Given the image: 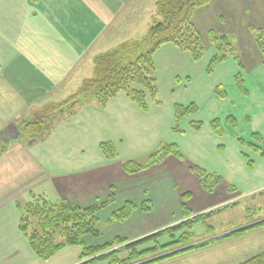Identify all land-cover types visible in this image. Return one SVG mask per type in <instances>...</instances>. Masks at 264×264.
<instances>
[{"label":"rangeland","instance_id":"374dc122","mask_svg":"<svg viewBox=\"0 0 264 264\" xmlns=\"http://www.w3.org/2000/svg\"><path fill=\"white\" fill-rule=\"evenodd\" d=\"M17 2H19L17 6L11 4ZM155 2L157 0H144L143 9L138 11L131 10L132 3L124 10L125 15L134 12L132 18L135 19L129 20L130 17L125 20L126 28L128 27L125 29L126 34L122 33L121 29L113 32L114 35L111 34L118 42L115 45L111 43L112 48L109 50L133 41L123 43L121 33L125 34V37L137 38L135 40H141L148 35L149 27L146 31V23L152 15L151 10L155 8ZM212 2L206 9H200L201 15H197L196 18V27L206 41L205 54L201 60H194L190 53L182 52L172 44L163 45L155 52L152 76L156 78L158 91L155 96L148 95L147 109L142 108L125 93H120L105 107L94 99L87 105L92 128L90 134L80 132L75 117L55 114L49 116L44 134L27 138L20 133L19 136V140L24 144L33 139L43 140L50 136L51 141H57L60 152L63 149L61 145L75 141L87 149V156L96 164L101 163L100 158L105 157L101 144L111 143L117 156L112 161L104 159L109 162L115 161L113 164H120L125 174L133 176L125 182L126 191L136 186L141 190V194L133 199L125 198V189L115 185L117 190L110 186L104 198H97V204L94 206L114 199V202L100 214L101 226L106 232L112 229L119 234L130 233L129 224L123 223L128 222L136 211L127 221L114 222L111 226L108 221L112 214L127 202L138 208H143L147 204L151 205V208H164V211L165 208H181L182 213L184 204L187 208H200L210 205L213 201V208L200 212L192 211L188 218L181 216L176 219L179 215L176 210L167 211L165 219L170 220L171 224L159 230L179 224L198 214L216 210L210 219L196 223L188 231L192 236L190 243L176 244L180 235L188 229L176 233L173 238L165 236L157 243L147 242L136 248V251L142 252L152 248L154 251L132 264H243L264 253V143L259 141L256 135L264 139V64L255 42V34L259 30H264V0ZM22 10L25 11V4L21 1L0 0V33L7 35L11 47L18 45L19 53L32 62L29 54L22 48V40L28 42L29 39H33L37 42L39 38L26 33L27 19L22 16ZM15 28H18L16 33L13 32ZM210 29L232 37L237 58L230 56L223 62L211 64L215 49L207 38ZM9 37L15 38V42ZM109 46L110 44L105 47ZM104 52L107 50L98 51L97 54ZM48 59L46 58V62ZM55 59L57 60L56 57ZM86 67L88 65L81 69L83 72L80 75L77 73L69 78L74 68L57 66L55 63V71L69 79L57 95H52L45 107L59 103L75 93L80 85V79H85L93 73V67L87 73L84 69ZM4 71V66H0V77L4 76ZM64 77L61 79L65 82ZM241 87L247 93L241 90ZM223 90L225 95L221 94ZM122 100L125 101L123 102L125 110L120 105ZM109 103L112 105L108 109ZM17 104L15 100L12 103L13 106ZM112 106L115 108L112 109ZM191 106L194 113L178 121L176 116L178 108L187 109ZM43 109H4L0 99V120L7 112L19 113L22 116L20 122H11L0 130V135L11 129L6 136L4 135L10 139L7 142L10 144L17 134L18 127L23 122L42 118L45 115ZM117 110L121 112L118 114ZM64 118L67 122L60 121ZM215 120H220L223 128L221 135L216 133L213 127ZM66 123H69L71 130L66 129ZM251 145L260 149L257 151ZM66 147L69 153L70 147L68 145ZM163 147H173L172 150H176L179 157L169 155L161 163L135 174H128L124 170L123 165L127 162L146 164L151 156ZM37 148L43 147L38 145ZM33 150L36 151L35 148ZM71 151L78 154V146L76 145L75 149L71 148ZM172 156L188 167V175L176 167L167 176L161 174L166 177L164 180H161L156 171L150 175V170L163 165ZM68 167L73 168L75 165ZM55 169L63 167L56 165ZM199 173L211 176L210 179L214 177L220 179L213 192H208L204 188ZM225 194L230 200L216 206ZM185 195H189L187 201H184ZM137 211L146 213L141 209ZM148 226L146 224L143 229H147ZM102 229L99 238L87 236L86 244L99 246L110 242L107 233L105 231L103 233ZM159 230L152 233L151 230L144 235L148 236ZM23 236L27 238L24 234ZM117 237L127 239L116 235L115 238ZM137 240H128L104 253L118 251L119 259H126L131 253L126 245ZM163 245L167 246L166 249L160 250L159 246ZM58 254L51 264H82L89 260L80 259L81 251L77 247H69ZM94 264L112 263L105 259Z\"/></svg>","mask_w":264,"mask_h":264},{"label":"crops","instance_id":"0c3cea01","mask_svg":"<svg viewBox=\"0 0 264 264\" xmlns=\"http://www.w3.org/2000/svg\"><path fill=\"white\" fill-rule=\"evenodd\" d=\"M16 1L25 4V11L23 12V8L22 16L27 19V24H25L26 33L34 35L39 40L37 42L33 39H29L28 42L25 39L22 40V48L29 54L32 61L29 62L26 57L19 53L18 45L12 48L7 35L0 33V66H4L5 70L4 76L0 77L2 108H20L22 110L24 108L32 110L44 108L42 111L61 104L74 95L85 80L93 77L94 59L101 54H97V52H102L105 49L107 52L110 51L109 49L112 48L111 43L115 45L118 42L114 37H111V34L120 31V29L122 33L126 34L125 29L128 27L126 28L125 20L130 17L129 20L133 21L135 19L132 18L134 12L125 15L124 10L132 3L131 10L134 11L143 9L144 6V0ZM18 3L11 4L17 6ZM207 7L200 9H206ZM200 9L196 10L193 16L195 26L197 15H201L199 14ZM151 11L152 15L149 16L146 23V31L155 15L156 2L154 10ZM17 29L15 28L13 32L16 33ZM122 33L123 39L121 41L123 43L137 39L131 38L132 36L125 37V34ZM9 38L15 42V38ZM109 44V47H105ZM116 46H119V44H116ZM46 58H49L47 62ZM92 62L93 65H91ZM55 63L57 66L74 68L69 78L77 73L80 75L83 72L81 69L86 65H88L84 68L86 73L92 67L93 73L85 79H80V85L75 93L59 103L45 107V104L50 102L49 99L52 95H57V92L62 89L69 79L55 71ZM63 77L65 82L62 80ZM14 100L18 103L16 106L12 105ZM123 102L125 101L122 100L120 105L124 109ZM91 103V100L85 101L71 114L61 115H64L63 117H75L77 126H80V132L90 134L92 128L90 127V114L87 111V105ZM111 103L108 104V109L111 107ZM113 108L115 106H112ZM89 110L91 111L90 108ZM117 112L119 114L121 111L117 110ZM66 118L60 121L64 122ZM20 120H22V116L19 113L7 112L0 120V130L11 122L17 123ZM66 125V129L71 130L69 123H66ZM38 145H42L43 148H37ZM66 145L70 147L69 153H67ZM76 145L79 148L78 154L71 151V148L75 149ZM61 147L63 149L60 152L58 151L60 146L58 147L57 141H51L50 136L45 137L43 140L33 139L26 144L19 140L11 143L8 150L0 156V264H51L57 257L55 256L50 261L38 259L30 248L27 238L23 236L19 229V208L21 205L32 201V194L43 196L50 202L64 200L74 207L87 208L96 205L98 197L99 199L104 198L110 186H113L116 190L115 185L125 189V182L133 177L125 174L120 164L115 165L113 164L115 161L105 160L106 157L100 158L101 163H93L92 159L87 156V149L82 144L75 143V141L61 145ZM34 148L36 151L33 150ZM57 151L59 156H57ZM56 165L63 167V169L56 170ZM73 165L75 167H68ZM181 166H184L183 163L172 156L163 165L155 167L149 173L152 176V172L156 171L161 180H164L166 177L161 174L167 176L176 167L183 170V174L188 175V167L184 166L182 168ZM194 181L196 180L194 179ZM140 194L141 190L133 186L130 187L129 191H126L125 198L133 199ZM125 198H122V200H125ZM228 200H230L229 196L225 194L216 206L226 203ZM212 204L213 201L210 205L189 209L200 212L213 208L214 205ZM180 209L165 208L164 211V208H152L149 213L136 211L128 222L123 223L129 224L130 233L119 234L112 229L106 232L105 229H102V226L101 229L103 233L104 231L107 233V237L110 238L109 241L113 240L116 235L125 237L129 241L137 240L145 236L144 234L148 231L152 230V233L159 230V228L170 225L171 221L165 219L167 211L176 210L179 214L176 219L181 218ZM141 224H143L142 227H140ZM146 224L149 225L148 228L143 229ZM111 225L112 223L109 224V226ZM136 231L138 232L135 233Z\"/></svg>","mask_w":264,"mask_h":264},{"label":"trees","instance_id":"16d2710c","mask_svg":"<svg viewBox=\"0 0 264 264\" xmlns=\"http://www.w3.org/2000/svg\"><path fill=\"white\" fill-rule=\"evenodd\" d=\"M213 0H157L156 12L151 20L148 35L141 40H133L124 43L108 52L101 53L94 59V75L83 82L79 90L59 105L52 106L43 111L45 114L37 121H26L18 127V131L24 137H37L45 132V125L49 116L55 114H71L79 105L88 100H96L102 107L114 99L118 94L125 93L130 99L147 109V97L155 96L157 93L156 78L152 76L154 71L155 52L163 45L172 44L182 52L190 53L194 60L203 58L206 50V41L203 34L196 28L193 16L196 10L207 7ZM207 38L215 49V54L211 59V64L227 60L230 56H236V49L232 43V37L219 34L211 29L207 32ZM255 42L262 56L264 64V30H259L255 34ZM220 89V88H218ZM222 89V88H221ZM241 90L247 91L241 87ZM225 95V91L221 92ZM178 108V107H177ZM194 113V109L180 107L177 110V120L185 119ZM236 122V120L234 119ZM232 122L233 124L235 122ZM200 127V126H199ZM213 127L216 133L222 134L220 120H215ZM5 133L0 135V156L8 150L10 139ZM258 136L257 139L264 143V139ZM257 149L255 145H251ZM163 147L153 154L146 164L127 162L123 165L128 174L141 172L153 165L161 163L169 155L178 156L173 147ZM101 150L109 160L116 158L117 153L111 143H102ZM179 157V156H178ZM200 181L208 192H213L220 179L216 177L210 179L203 173H199ZM210 179V180H209ZM32 201L21 205L20 231L27 236L30 248L36 257L42 261H50L58 253L69 247L80 249V259L85 260L82 264H94L96 261L108 259L112 264H132L138 262L154 248L137 252L136 248L147 242H158L165 236L174 237L178 232H183L176 244H187L192 240L188 232L196 223L206 222L216 210L201 213L187 219L179 224L159 230L153 234L145 236L137 241L129 243L126 248L129 253L126 259H119L118 251L104 253L106 250L120 245L127 239L117 237L112 241L97 246H89L85 239L87 236L99 238L101 236L100 218L101 212L114 202L111 198L107 203L87 208L74 207L67 201L59 200L50 202L43 196L32 194ZM189 195L184 196L187 201ZM141 209L148 213L152 210L151 205L145 204L143 208L127 202L121 209L113 213L109 218V223L127 221L132 214ZM221 211V210H219ZM218 211V212H219ZM192 211L184 204L182 216L188 218ZM173 244V245H176ZM172 245V246H173ZM208 245V244H207ZM160 250L167 246H159ZM93 258V259H92ZM167 258V257H165ZM165 258H162L165 259ZM243 264H264V253Z\"/></svg>","mask_w":264,"mask_h":264},{"label":"water","instance_id":"95a60500","mask_svg":"<svg viewBox=\"0 0 264 264\" xmlns=\"http://www.w3.org/2000/svg\"><path fill=\"white\" fill-rule=\"evenodd\" d=\"M12 128H15V127H12ZM9 130H11V129H8L7 132ZM19 136H20V132L17 131V134L14 136V138L10 142L11 143L16 142L19 139Z\"/></svg>","mask_w":264,"mask_h":264},{"label":"flooded vegetation","instance_id":"af4514ba","mask_svg":"<svg viewBox=\"0 0 264 264\" xmlns=\"http://www.w3.org/2000/svg\"><path fill=\"white\" fill-rule=\"evenodd\" d=\"M8 132H9V131H8ZM8 132L6 131L5 134L8 133ZM10 133H11V132H10Z\"/></svg>","mask_w":264,"mask_h":264}]
</instances>
